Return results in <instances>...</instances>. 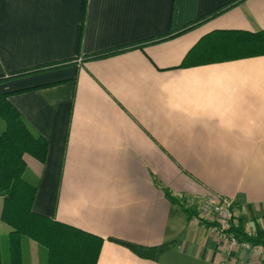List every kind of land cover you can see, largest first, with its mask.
<instances>
[{
    "label": "crops",
    "instance_id": "1",
    "mask_svg": "<svg viewBox=\"0 0 264 264\" xmlns=\"http://www.w3.org/2000/svg\"><path fill=\"white\" fill-rule=\"evenodd\" d=\"M57 64L0 83L45 141L42 162L22 154L33 212L100 237L95 264L264 261L183 211L217 193L264 229V0H0V75Z\"/></svg>",
    "mask_w": 264,
    "mask_h": 264
},
{
    "label": "trees",
    "instance_id": "2",
    "mask_svg": "<svg viewBox=\"0 0 264 264\" xmlns=\"http://www.w3.org/2000/svg\"><path fill=\"white\" fill-rule=\"evenodd\" d=\"M220 10L221 8L209 14L213 15ZM205 18L207 17L203 16L195 23ZM195 23L182 26L177 32ZM118 50L121 48L96 53L93 56L101 57ZM59 65L32 67L0 75V83L10 78L25 76ZM7 95L8 93L0 92V120L4 125L0 131V220L10 227L5 240L7 264H21V238L31 239L37 243L40 248V264H95L101 245L100 237L56 222L31 210L35 184L24 178L26 165L22 154L27 153L42 162L45 154V141L9 104L6 99ZM183 211L189 218L193 215L190 209L183 208ZM234 231L239 237L264 246V229H255V235L252 237L246 236L241 226ZM108 239L127 247L135 254L152 257H156L173 242L143 246L113 237H108Z\"/></svg>",
    "mask_w": 264,
    "mask_h": 264
},
{
    "label": "built area",
    "instance_id": "3",
    "mask_svg": "<svg viewBox=\"0 0 264 264\" xmlns=\"http://www.w3.org/2000/svg\"><path fill=\"white\" fill-rule=\"evenodd\" d=\"M190 205L193 199L188 197L186 199ZM192 221L201 223L202 221L209 233L214 237L224 241L227 251L232 249H242L254 255L264 256V246L254 244L241 238L234 231L240 225L238 215L232 205V200L228 197L219 195L217 193H209L198 203L195 214L191 217ZM242 232L252 237L255 235V230L248 228H241ZM224 264V263H222ZM247 264H264V261H252Z\"/></svg>",
    "mask_w": 264,
    "mask_h": 264
},
{
    "label": "rangeland",
    "instance_id": "4",
    "mask_svg": "<svg viewBox=\"0 0 264 264\" xmlns=\"http://www.w3.org/2000/svg\"><path fill=\"white\" fill-rule=\"evenodd\" d=\"M0 122H2L1 120H0ZM2 129V124H0V130Z\"/></svg>",
    "mask_w": 264,
    "mask_h": 264
},
{
    "label": "bare ground",
    "instance_id": "5",
    "mask_svg": "<svg viewBox=\"0 0 264 264\" xmlns=\"http://www.w3.org/2000/svg\"><path fill=\"white\" fill-rule=\"evenodd\" d=\"M201 221V220H200Z\"/></svg>",
    "mask_w": 264,
    "mask_h": 264
}]
</instances>
